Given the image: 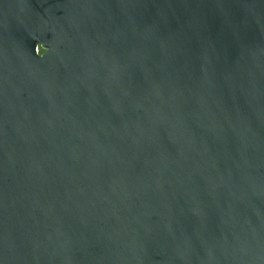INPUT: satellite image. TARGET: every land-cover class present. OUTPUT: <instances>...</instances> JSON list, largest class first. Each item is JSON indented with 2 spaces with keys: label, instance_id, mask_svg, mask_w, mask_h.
<instances>
[{
  "label": "water",
  "instance_id": "1",
  "mask_svg": "<svg viewBox=\"0 0 264 264\" xmlns=\"http://www.w3.org/2000/svg\"><path fill=\"white\" fill-rule=\"evenodd\" d=\"M0 264H264V0H0Z\"/></svg>",
  "mask_w": 264,
  "mask_h": 264
},
{
  "label": "clouds",
  "instance_id": "2",
  "mask_svg": "<svg viewBox=\"0 0 264 264\" xmlns=\"http://www.w3.org/2000/svg\"><path fill=\"white\" fill-rule=\"evenodd\" d=\"M34 51L37 56L43 57L49 51V48L44 43L38 41L35 44Z\"/></svg>",
  "mask_w": 264,
  "mask_h": 264
}]
</instances>
